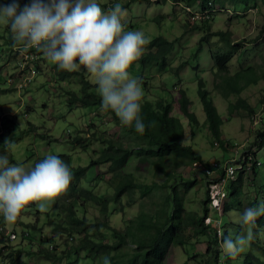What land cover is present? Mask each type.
Instances as JSON below:
<instances>
[{
  "label": "rangeland",
  "instance_id": "374dc122",
  "mask_svg": "<svg viewBox=\"0 0 264 264\" xmlns=\"http://www.w3.org/2000/svg\"><path fill=\"white\" fill-rule=\"evenodd\" d=\"M165 1L49 0L44 3L43 0H29V4L21 3L16 18L29 22L44 18L47 21L45 27L58 33L63 40L61 54L67 67L81 71L78 76L72 74L61 79L57 72L58 62L46 55L40 62L43 70H30L29 84L21 90L18 83L20 78H17V74L21 73H16L20 59L16 56L20 52L17 48L12 50L6 44V39L12 32L14 39L21 42L24 37L20 36L24 35L25 30L21 24H10L5 10L0 12V134H5L3 139V134L0 135V226L5 228L0 230V239L7 238L0 240V264H15L9 253L18 249V264H148L144 253L150 251V237L166 220L164 211L168 212L173 204L168 200L173 188L184 194L185 206L190 211L203 212L207 185L199 169L201 162L183 163L176 169L170 167L162 171L149 162H140L139 157L135 156L126 166V171L132 172L137 182L132 192L125 193L118 201L110 202L106 214L101 210V201L81 198L77 209L79 216H85L90 223L87 231L79 235L54 231L53 223L61 220L57 217L63 218L56 209L57 188L63 185L60 180L57 181L58 174L38 173L28 177L27 172L36 158L67 153L73 165L89 166L95 157L93 150L84 149L79 142L70 140L81 130L86 139L91 138L93 132L98 135L104 133L119 139L125 146L142 149V154L154 148L148 137L123 127L114 113H105L104 107L100 108L102 115H97V105L82 106L78 102H69L72 92L81 94L80 76L85 78L82 74L97 84V90H103L108 98L111 97L109 93L113 85L119 83L126 90L134 88L145 95L141 102L147 98L152 101L162 98L164 104H171V114L179 116L183 122L185 142L190 143L198 154L195 160L205 159L216 165L215 158H222L225 150L239 158L254 143L256 131L264 128V0H257V7H252L254 3L246 5L225 1L215 19L207 21L209 28L193 29L185 26L186 15L181 6H175L174 0ZM193 4L192 9L197 8L198 12L201 2L195 1ZM44 6L46 8L42 9ZM14 10L17 8L14 7ZM160 14L166 17L158 19ZM71 24L75 26L76 35L64 37L65 28ZM40 27L37 30H41ZM219 29L233 31V41L240 43V51L235 52L240 53L238 56L235 54L228 63L227 72L217 75L213 69L211 50L216 49L215 44H224L218 36L212 35ZM48 35H51L50 32ZM123 35L141 41H149L158 35L174 40V47L167 58L168 66L165 69L152 64L144 67L139 61H131L139 58L145 47L124 43L123 37H120ZM28 39L22 41L21 45L26 44ZM88 54L91 55L92 65L88 64ZM78 56H83V59L77 60ZM37 62L35 60L34 64ZM239 71L243 75L237 76ZM250 72L255 74L252 77L255 80L246 83L248 79L244 73ZM11 78H14L13 82H10ZM227 78L234 79L240 85L239 92L224 93ZM201 80L222 114L220 136L225 146L215 137L207 121L198 93ZM122 89L114 92L111 99L123 115L128 113V105L123 99L129 97L122 94ZM181 89L191 100L189 109L198 116V124H192L189 116L182 113L179 103ZM160 106L154 109L159 111ZM130 118L134 119V115L131 114ZM29 122L37 129H30ZM7 144L2 152V146ZM103 144L95 139L92 147ZM253 150L257 151L258 156L264 155V149L253 146ZM110 165L111 162H106L89 166L87 174L96 181H85V184L98 194H114L111 181L115 183L117 178ZM191 178L195 183L187 188L185 180ZM254 179L245 175L242 181L234 185L235 192L228 198V210L210 206V217L217 225L218 235L225 231L227 236L226 239L224 236L219 239L218 236L213 241V253L200 251L202 242L208 238L207 234H199L193 226H189L182 236V244H170L165 263L248 264L246 261L249 257L254 260L255 255L243 244L249 242L251 232L253 237L264 242V227L253 226L255 230H252L247 226L252 222L251 216H248L249 203L256 196V186L264 182L261 175ZM6 189L8 191H4ZM59 189L60 196H63L64 191ZM50 219H53V223L49 222ZM34 223L38 228L32 227ZM113 228L118 230L117 234ZM9 231H16L17 238L6 237L5 233ZM86 233L91 239L101 242V250L95 252L78 248L80 239ZM53 235L57 238L56 254L63 257H55L57 261L51 258L53 256L48 257L44 250L56 241ZM69 236L75 238L72 243L68 240ZM7 244L11 246L1 250ZM231 251L234 254L230 263L223 259V254ZM260 252L262 255L259 261L254 260L255 264H264V251Z\"/></svg>",
  "mask_w": 264,
  "mask_h": 264
},
{
  "label": "trees",
  "instance_id": "16d2710c",
  "mask_svg": "<svg viewBox=\"0 0 264 264\" xmlns=\"http://www.w3.org/2000/svg\"><path fill=\"white\" fill-rule=\"evenodd\" d=\"M43 1L44 3H46L49 0ZM195 1L199 3L201 2L200 8L202 10H205L207 4L211 3L217 6L224 7L222 4L225 1H231L234 3L242 2L246 5L254 3L252 7H257V0H174L173 4L177 7L181 6L182 11H184L187 22L185 26H191V28L189 29L205 26L209 28L210 25L206 24L208 23L207 21L215 19V16H212L211 19H205V17H197L194 16L195 13H193L192 11H188L187 7L194 5L193 3ZM21 3L29 4V0H0V12H2L3 10L6 11V16L10 24L16 25L18 23L21 24V26L24 28V35L20 37H24L22 41L29 37V53H36L34 61L38 60L37 64H34V67H38L39 72L42 71L43 69L41 68L40 64L43 62V58L47 55V58L53 57L58 62L57 72L58 74H60L61 79H65L72 74H76L77 76L78 74H81V71L70 70L67 67L65 57L61 54L60 46L56 45V43L54 42L55 38H61V36L56 32H51L48 28L45 27V22L47 23V21L44 18L40 17L32 20L31 22L25 19L18 20L16 18L17 12L20 13L19 10L21 8L19 7V5ZM14 7H16L17 10H14ZM247 7L250 8V6ZM45 8L46 6H44V8L42 9ZM196 9L197 8H195L194 10ZM213 14L216 13L214 12ZM165 17V14H160L157 16L158 19H163ZM41 25L43 26L40 27ZM28 26H33L36 28L37 44L30 43L33 37L31 34L27 35L26 33V28ZM38 27H40L41 30H37ZM65 30L66 32L63 34L64 37H72L76 35V29L73 24L67 25ZM47 32H50L53 35L52 38L54 39H47ZM212 35L218 36L220 40L224 42V44H221L220 46L215 44L216 49L211 50L212 59L214 61L213 69L217 73V75H219L222 72H227L229 70L228 63L232 60L235 54L237 56L239 55L238 53L240 52L236 53L235 51H240V43H236L233 41L232 36L234 35V33L230 29L215 30L214 32H212ZM120 37H123L122 40L128 45L145 47L141 56L137 59L134 58L135 60L131 61H139L144 67L150 66L152 64L157 65L161 69H165L168 66L167 58L168 54L174 47V40L169 39L163 35H158L149 41L137 40L130 37L129 35H123ZM204 37L202 39L209 38ZM21 42L20 40L14 39L12 32H10L8 40L6 39V44L10 45L12 47V50L17 45H26H21ZM201 44L202 43H200V47ZM81 59H83V56L77 57V60ZM87 59H90L89 54L87 55ZM236 74L237 76L243 75L240 71ZM82 75L85 78L80 76L81 94L72 92V96L69 97V102H78V104L82 106L97 105V115H102L100 108L104 107L106 109L105 113H114V116L115 118H117L118 123H120L123 127H127L129 131L135 132L138 135H142V137H148L151 140V143L154 144V148L151 147L152 149L150 150V152L142 154L140 153L142 149L140 150L138 147L134 148L125 146L119 139L114 138L113 136H108L104 133L98 135L97 133L93 132L91 138L86 139V136L82 134V130L70 139L73 142H79L84 149L87 148L88 150H93V154L95 157L91 159L89 166H97L102 163L111 162L110 170L114 172V176L117 178V181L115 183L111 181V186L114 188V194L112 195L98 194L90 185H86L85 181H89L91 183L96 181V178L89 177L87 174L89 166L73 165L71 162V157L67 153H61L56 156H44L36 158L32 167L27 172V176H35L38 173L58 174L59 178L57 179V181L60 180L63 185V187L57 188L58 190L56 197V209L59 215L63 218L57 217L61 220L56 224L53 223V219L49 220L50 223H53L54 231L60 234L62 232H71L78 235L83 234L87 231L90 223L85 216H79L77 209V205H79V200L81 198H87L93 201H101V210L106 214L110 202L118 201L123 195H125V193L132 192L137 187V182L132 172L126 171V166L128 165L129 161L135 156L139 157L140 162H149L154 166V168L162 171H167V169H169L170 167L176 169L183 163L198 161L201 162V167L199 169L207 185V194L205 199L203 200L204 205L202 214L190 211L185 206L184 194L180 190L173 188V193L170 194L168 198V200L170 202L172 201L173 204L168 212H166V210L164 211L166 220H164L162 226H159L157 228V230L155 231V235L153 233L154 236L152 235L150 237V251L145 252L144 257L146 258L148 264H166V253L170 244H182V236L184 235L185 230L189 228V226H193L196 232L199 234H207L208 238L206 241L202 242L203 246L200 251L205 252L206 254L213 253V241L218 236L219 239H222L223 236L226 239L227 236L225 231L218 235L216 229L217 225H215L213 222L208 223L206 221V218L211 215V205L209 204L211 203L209 184L212 180L216 181L224 178L226 176L228 166H237V169L234 170L233 174L228 177L225 187L226 195L223 199L222 208L224 211H226L230 206L228 198H230L235 192L234 185L238 181H242L245 175H250L253 181L255 180L254 177H256L257 175H261V178L264 179V166L262 165V162L264 161V155H260V157L258 156L257 151L253 150V146H255L259 150L264 149V128H260L256 131V138L254 140V143H251V146L246 148L243 151L242 156H240L239 158H236L237 156L233 157V154H231V152H227V150H225L222 158L216 156V165L205 159L199 158L195 160L198 154L190 143L185 142V130L183 122L181 121L179 116L171 114V104H164L165 101L162 100V98L158 99L157 101H152L151 99L147 98V100L144 99V101L141 102L140 99L145 98V95L137 92L134 88L126 90L125 86H123L122 84L120 85L119 83H115L109 95L112 97L114 92L118 93V90H121V88H123L122 94H126L127 97H129L128 99H123L128 105V113L122 115L119 112V106L114 104L111 97H106L103 90L98 91L96 86L97 84L93 83L91 79H87L85 74ZM244 76L246 80L248 79L246 83H250L255 80L252 79V77L255 76L253 72L244 73ZM225 81L227 83L225 85L227 87V90L224 91L225 94H228V92L237 93L240 91V85H238L234 79L227 78ZM27 85L28 83L23 84L22 88L25 89ZM91 88H93V90H91ZM198 93L201 97L210 129L215 134V137L219 139L221 144L225 146V141L222 140L220 136L222 125L221 123L223 122V118L221 116L222 114L218 111V107L215 105L213 98L210 97V92L207 90L205 83L202 80L199 81ZM179 103L182 109V113L189 116L190 122L192 124H198V116H196L194 112L190 111L189 104L191 103V100L184 89L180 90ZM157 105H161V109L159 111L154 109ZM131 114L134 115V119L130 118ZM29 124L30 129H32L33 127H35V130L37 129L33 123L29 122ZM83 132H85V130ZM1 134H3L1 136L2 138L5 134L4 132ZM42 135L43 137L45 136L44 134ZM95 139L102 141V143H104L103 146L97 148L92 147V142ZM7 146L8 144L2 146V148H4L2 152L6 150ZM0 160H2L1 155ZM208 168L214 170V174L210 175L209 173H207ZM185 181H187V188H191L195 183L193 178ZM8 185L11 184L8 183ZM59 188H62V190L64 191L63 196H60ZM4 191H8V189ZM248 209V216H251L250 219L252 222H249L247 226L252 230H255V228L253 229V226L264 227V182L256 186V196L249 203ZM37 226L36 223L32 224V227L35 229L38 228ZM113 229L117 234L118 230L115 228ZM53 237L56 241H54L44 250H46V255L48 257L53 256L51 258L57 261L58 259H62L63 257L62 255L59 256L56 254L57 251L55 250L57 249V238L54 235ZM249 237V242H243V244L249 248V252H251V254L255 255L256 258L254 260L259 261L262 255L260 250L264 251V242L261 243L255 236L253 237L252 232L251 236L249 234ZM74 239V236H69L68 238L69 242L71 243ZM43 240H45V236L43 237ZM141 243L142 242H140V244ZM101 245V242H96L95 240L91 239L90 236H88V234L86 233L80 239L78 248L81 250H91L97 252L98 250H101L99 249V246ZM6 246L11 245H4L1 247V250H4ZM109 247L112 248L113 246L109 244ZM47 250L51 253H48ZM19 252L20 250L18 249L11 250L9 253V257L13 258L15 264H18L17 256L19 255ZM70 253H68L66 256H68ZM233 254L234 252L232 251L225 253L223 254V259L231 263L233 261ZM55 257H57L58 259H56ZM254 260H251V258L249 257L246 262L248 264H255L256 262Z\"/></svg>",
  "mask_w": 264,
  "mask_h": 264
},
{
  "label": "built area",
  "instance_id": "2783aa9c",
  "mask_svg": "<svg viewBox=\"0 0 264 264\" xmlns=\"http://www.w3.org/2000/svg\"><path fill=\"white\" fill-rule=\"evenodd\" d=\"M194 13H195L194 16H197V17H208L209 16L208 10L198 11ZM29 31L32 32L34 36H36V32L33 27L29 28ZM36 43H37V40H34V44ZM20 50H21V56H22L21 57L22 59L19 61L20 67L21 69H24V70L29 69V61L34 60L36 53L35 54L29 53V44H26ZM26 80H28V77L25 78L24 82L20 83V87H22V85L26 83ZM235 169H237V166H228L227 173L224 178H221L216 181L212 180L211 183L209 184L211 207L222 208L223 199L225 198V195H226V190H225L226 183H227L228 177L231 174H233ZM207 173L212 175L214 174V170L208 168ZM206 219L210 220V221H207L208 223L213 222L210 216L207 217ZM0 228H2L1 230L5 229L3 226L2 227L0 226ZM8 235L13 239L17 238V233L14 231H9Z\"/></svg>",
  "mask_w": 264,
  "mask_h": 264
},
{
  "label": "clouds",
  "instance_id": "9594fccd",
  "mask_svg": "<svg viewBox=\"0 0 264 264\" xmlns=\"http://www.w3.org/2000/svg\"><path fill=\"white\" fill-rule=\"evenodd\" d=\"M213 5V6H212ZM214 6H217V5H215V4H213V3H211V4H207V7H205V10H208V13H209V16L208 17H205V19H207V18H210L211 19V17L212 16H215L216 14H213L214 12L215 13H217V12H219L220 11V8H221V6H218V8H215ZM219 9V10H218ZM187 10L188 11H192L193 13L194 12H196V10H194V9H192V6H188L187 7ZM186 10V11H187ZM199 11H203L201 8H200V10ZM31 27H33V26H28L26 29H27V35L28 34H31L32 35V39H31V42L30 43H32V44H34V40H37V31H36V28L35 27H33L34 29H35V32H36V36H34L33 34H32V32H30L29 31V28H31ZM48 33V32H47ZM47 33H46V38L47 39H49V40H52V39H54V38H52L53 37V35L51 34V35H48L47 36ZM29 38V37H28ZM54 42L56 43V45H58V46H60V48H61V45L63 44V40H62V38H55L54 39ZM26 44H29V39H28V43H26ZM37 44V43H36ZM14 48H17L18 50H19V52H20V54H19V56H16V58H20L19 59V61L21 60V48H23V46H20V45H17V46H15ZM32 53V52H31ZM90 55V54H89ZM64 56V55H63ZM19 61H18V63H19ZM88 64H90V65H92L93 64V61H92V58H91V55H90V59L88 60ZM38 68V67H37ZM33 69H36V67H34V60H30L29 61V69H21V67H20V64H19V67H17L16 68V73H17V71H19L21 74H17V78H20L19 79V81H18V83L20 84V83H22V82H24V80H25V78L26 77H28V80H26V83H28L29 84V71L30 70H33ZM70 70H78V69H70ZM37 72H39V68H38V71ZM32 77H33V75H32ZM31 80V79H30ZM14 81V78H11L10 79V82H13ZM25 83V84H26ZM19 89L21 90V89H23L22 87H19ZM1 230V229H0ZM2 231V230H1ZM14 232H16V231H14ZM17 233V232H16ZM220 233V232H219ZM5 236L6 237H8L9 239H13V238H11L8 234H6L5 233ZM17 236H18V234H17ZM4 238V237H3ZM4 239H7V238H4ZM15 239V238H14Z\"/></svg>",
  "mask_w": 264,
  "mask_h": 264
}]
</instances>
